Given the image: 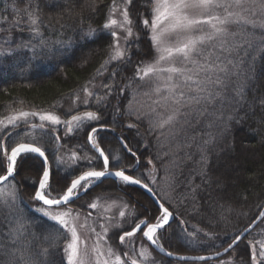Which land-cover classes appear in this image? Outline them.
Wrapping results in <instances>:
<instances>
[{
	"label": "snow or ice",
	"instance_id": "1",
	"mask_svg": "<svg viewBox=\"0 0 264 264\" xmlns=\"http://www.w3.org/2000/svg\"><path fill=\"white\" fill-rule=\"evenodd\" d=\"M95 2L93 0V5ZM141 6L144 7V12L139 11ZM14 10L17 15L13 17L10 27L22 29L27 25L31 33L39 36L38 6L33 7L31 3H27L24 9ZM95 11L94 6L93 12ZM21 12L26 15V19L21 17ZM7 23V16L0 19V24ZM232 26L239 27L241 31H231ZM5 30L0 27V31ZM97 33L101 35L97 36ZM104 33L110 41L105 59L96 74L81 89L83 104L92 107L94 99L96 110L70 115L67 120H62L52 111H19L6 118L7 124L14 130L9 132L7 127L0 130V136L5 137L0 139V264H54L48 257L51 255L53 242H58L61 238L66 239L63 252L67 264H141L150 255L148 247L141 243L137 256L134 238L141 231L143 238L164 252L163 245L159 243V233L169 225L173 216L169 207L165 206L166 200L155 201L158 215L154 217V222H149V218L136 222L135 212L127 211V202L119 211V217L123 218L119 222L113 223L114 217H98V220L104 219L105 222L99 223L100 232L95 227L90 228L95 238L90 252L87 241L78 232L77 223L81 211L71 205L82 194L87 195L94 187H99L108 177L124 185L140 186L154 194L150 185L157 184L160 179L159 171L163 170L167 186L177 190L182 186L175 171L179 167L178 157L181 153L190 159L186 149L195 145L201 155L200 162L206 165L207 153L216 143V136L211 133L207 139L201 137L198 141L195 135L190 138L189 132L195 133L207 121V128L215 127L223 133L229 130L232 122H241L242 118L238 119L234 111L236 108L243 110L245 106L255 105L257 102L264 107V98L253 97L251 102L247 98V92L257 78V60L264 62V0H112L103 25L99 28L89 25L86 31L82 30L80 40L103 38ZM143 34L148 36L150 42L148 51L141 48ZM72 45L71 40H56L53 45L44 40L40 42L41 52L51 55L71 48ZM18 47L27 48L29 45L21 44ZM32 47L35 48V45ZM6 51L13 50L0 49V56L5 55ZM149 55L151 60L145 62L143 57ZM129 69L131 74L125 75ZM241 69L246 71L242 72ZM97 78L101 80L99 85L92 83ZM142 89L146 90L141 93ZM130 92L133 96L143 94L149 98L154 94L158 99L152 100V104L158 106L163 102V109L158 111L156 107H152L150 114L138 113L133 122L132 101H129L128 108L122 107L123 99ZM113 99L115 104H112ZM74 102L79 103L80 97L76 96ZM226 105L233 110L227 117L224 114ZM109 108L113 124L118 123V117L127 116L129 122L124 126L137 129L138 134V125L146 118L149 120L146 131L156 135V142L160 147L155 155L150 154L147 158L145 164L151 167H146V171L138 170L141 162L138 149L130 147L126 137L121 136L120 143L133 158L131 163L123 162L121 156L106 154L105 149L100 146L97 134L101 130H107L104 117ZM29 116L39 118L41 123H33L29 128L39 130L40 134L33 135L31 142H23L24 137L15 129L21 121L26 123ZM91 122H95L98 127L92 126ZM3 123L0 119V124ZM60 125L64 126L65 137L82 128H90V131H86V143L98 153L82 157L73 150L67 159L55 156L57 173L64 167L67 168L62 175L52 170L47 147L49 141L45 139H63L57 134V126ZM158 132H167L166 146L161 144ZM14 137L19 139L14 140ZM144 147L147 149L150 143H145ZM33 156L41 160V170L33 181L34 192L30 198L40 204L35 211L53 222L48 227L54 229H45L47 234L43 235H37L33 229L41 226L35 224L19 208L23 197L16 177ZM101 159L102 165L99 164ZM82 160L87 162L86 170H79ZM165 161L168 163L165 164ZM157 164L161 167L158 168ZM202 175H207L206 170ZM202 183L206 182L202 180ZM198 187H193L192 192ZM102 199L108 200L110 197L98 194L87 204L85 223L92 218V210L98 209L97 201ZM115 203L113 201L104 210L109 211ZM220 207L223 208L224 205ZM258 211L259 214L242 231L234 230L231 233L230 242L223 248V253L217 251L213 254L214 257L226 255L245 242V237L259 223L264 222V210L258 208ZM129 215L132 216L134 226L131 230H124V222ZM84 226L80 225L81 228ZM110 230H119L113 232L118 235L119 245H133L132 254L127 251L121 254L112 248L107 240ZM199 231L187 232L186 237L193 242H201L198 239ZM203 235L210 241L216 239L212 233L204 232ZM247 243L251 249L250 264H264V239ZM41 244H47L48 247H41ZM165 254L173 256L170 251ZM213 256L177 258L182 261H208ZM220 264H234V260L230 257L228 260H221ZM241 264H249V261L244 259Z\"/></svg>",
	"mask_w": 264,
	"mask_h": 264
},
{
	"label": "trees",
	"instance_id": "2",
	"mask_svg": "<svg viewBox=\"0 0 264 264\" xmlns=\"http://www.w3.org/2000/svg\"><path fill=\"white\" fill-rule=\"evenodd\" d=\"M27 3H31L33 7L38 6L39 36L31 33L27 25L22 29L10 27L13 17L17 15L14 9L22 10ZM111 3L112 0H96L95 5L93 0H0V19L4 16L8 17L7 24H0V27L6 29L0 31V49L13 50L6 51L5 55L0 56V119L18 110L52 111L60 114L65 120L69 119L70 115L96 110L94 99L92 107L76 104L74 99L79 96L80 101L83 100L82 86L96 74V70L105 59L110 41L106 33L103 34V38L94 37L92 40L84 41L80 40V36L82 30L86 31L89 25L93 28L103 25ZM94 6L95 12H93ZM139 11L144 12V7L141 6ZM20 15L26 19L23 12ZM240 31L238 27L237 33ZM100 35L97 33V36ZM256 36H259V32ZM41 40L49 45H53L56 40H71L73 45L58 54L51 55L41 52ZM21 44H28L29 47H18ZM32 45H35V48ZM141 48L143 51H148L150 48L146 34L142 35ZM143 59L148 62L151 60V55L144 56ZM256 68L257 78L247 92L249 102L253 97L264 98V62L257 60ZM241 71L244 72L246 69ZM130 74L131 69L125 73V75ZM92 83L99 85L101 80L97 78ZM130 97L131 92L123 99L122 107H129ZM115 103L113 99L112 104ZM232 111L226 105L225 117L232 114ZM234 111L238 119L242 118L241 122H232L229 130L223 133L215 127L207 128V121L205 126L197 129L195 133H188L190 138L195 135L198 141L201 137L207 139L209 133L216 136V143L207 153L206 165L200 162L201 155L197 147L193 145L186 149L191 156L190 159L185 158L183 153L178 157L179 167L175 171L179 176L181 187L177 190L170 189L165 183L166 174L163 170L159 171L160 179L157 184L150 185L158 199L167 201L165 206L169 207L173 213V219L169 221V225L159 233L161 244L170 252L201 255L219 251L230 242L231 233L234 230L240 232L244 229L258 214V208L260 210L264 204V107L257 102L255 105L245 106L243 110L236 108ZM135 116L136 113L133 111V122ZM104 118L107 130H101L97 134V139L106 154L121 156L123 162H132L133 158L127 154L120 143V138L123 136L127 138L130 147L134 150L138 149L141 161L138 170L146 171V167H151L146 166L145 162L150 154L157 153L160 145L156 142V135L146 131L149 120L144 119L143 123L138 125V134L137 129H128L124 126L129 122L127 116L118 117V123L113 124L111 108L106 109ZM91 123L92 126L98 127L95 122ZM29 125L31 124L20 123L15 129L24 137L23 142H31L33 135L40 134L39 130H31ZM57 128L59 129L57 134L63 139L56 141L54 138H45L49 141L48 155L54 173H57L58 167L55 164V156H60L61 152L71 153L76 150L82 157L98 155L91 149V145L86 143V131H90V128L87 130L82 128L67 137H65L63 125ZM13 130V127L8 128L9 132ZM157 135L161 138V144L166 146L167 132H158ZM4 138L0 136V139ZM13 139L18 140L19 137ZM145 143H150V147L146 149ZM167 163L168 161H165V164ZM99 164L102 165V159ZM157 167L161 166L157 164ZM86 168L87 162L82 160L79 170H86ZM40 170L41 160L33 156L16 177L23 197L19 208L35 224L41 226L33 229L37 235L47 234L44 232L45 229L54 231L48 227L53 222L35 211L40 204L33 202L30 198L34 192L33 181ZM205 170L207 175H202ZM63 171H67V168L64 167L57 174L62 175ZM202 180L206 183H202ZM196 186L199 187L192 192L191 189ZM98 194L125 199L130 205L131 213L136 214V222L144 218L154 222V217L158 215L157 205L140 187L124 185L111 177L104 179L99 187H94L87 195L82 194L71 206L87 213V204L91 203L93 197ZM81 205H83L82 208ZM220 205L224 207L221 208ZM133 226L134 223L124 230H130ZM197 230H200L198 239L201 242H193L186 237L187 232L196 233ZM204 232L214 234L216 239L207 240L203 235ZM263 235L264 222L259 223L245 237V242L232 252L208 261H182L170 258L150 246L143 238L142 231L137 234V237L141 236L142 240L151 247L152 264H212L228 256L234 260V264H241L244 259H247L250 264L251 249L247 242L258 240ZM65 242V238L53 242V249L48 259L54 264H67L63 252ZM41 247H48V245L41 244Z\"/></svg>",
	"mask_w": 264,
	"mask_h": 264
},
{
	"label": "rangeland",
	"instance_id": "3",
	"mask_svg": "<svg viewBox=\"0 0 264 264\" xmlns=\"http://www.w3.org/2000/svg\"><path fill=\"white\" fill-rule=\"evenodd\" d=\"M237 28H238L237 26H232L231 31L237 32ZM145 90L146 89H142L141 93H143V91H145ZM154 99H158V97H156L154 94L152 95L151 98H149V97L144 96L143 94H138V95L133 96V94L131 93V97H130L129 101H132L131 107H132L133 111L136 114H138V113L139 114H150L149 113L150 108L156 107L157 110L160 111V110L163 109V106H164L163 102L161 103V105L154 106L152 104V100H154ZM76 104H83V100H81L79 103H76ZM19 111H29L30 112V111H35V110H18V111L12 112L9 115H6V116L2 117L1 119L4 121V123L0 124V130H3L5 127H7V128L12 127L11 125L7 124V119L6 118L9 117V116H12V115H16ZM39 112H45V111H39ZM54 113L56 115L60 116V118L62 120H65L60 114H58L56 112H54ZM80 113H82V112H80ZM26 121H27L26 123H29V124H33V123L39 124V123H41L39 121L38 117H31V116L27 117ZM20 123H25V122L21 121ZM28 137H29V135H28ZM70 154L71 153H69V152H61L60 156L64 157L65 159H67V157ZM108 197H110V199H108V200L102 199V200L97 201L98 209L93 210L92 218L90 220H88L87 223H85V214H86V212L81 211V216H80V219H79V221L77 223V227H78V232L81 235V238L85 239L87 241L89 252H90L91 246L93 245L94 239H95L94 236H92V234L90 232V228L91 227H95L96 231L100 232L101 230L99 228V223L105 222L104 219L98 220L97 219L98 217H104V218L114 217L115 219L112 221L113 223L119 222L121 219H123V218L119 217V211L123 207V204L125 202H127V201L125 199H123L122 197H111V196H108ZM117 198H119V199L117 200ZM113 201L116 202L115 205L112 206L109 211H105L104 209L108 208L109 205H111ZM127 211L129 213H131L130 205H129V208L127 209ZM132 223H133L132 216L129 215L127 217V219L125 220V222H124V229L127 228L128 226H131ZM80 225H85V226L81 228ZM114 231L118 232L119 230H110V232L108 234V237H107L108 243L111 244V246H112V248L114 250H116L117 252H119L121 254L123 252H125V251L129 252V254H132L133 245L132 244L119 245L118 235H114L113 234ZM67 239H70V237H67ZM261 239H264V235L262 237H260V239H258V240H261ZM141 243H143L146 247H148V250H149V253H150L148 259L147 260H142L141 264H152L151 258H152L153 252L151 250V247L142 240L141 236H139V237L136 236L134 238L135 248L137 249V256H138V249H139ZM159 243L161 244L160 240H159ZM81 247L83 248V245ZM106 249H107V245H105V251H106ZM229 258H230V256L221 258L218 261L213 262L212 264H220L221 260H228ZM199 264H203V263H199Z\"/></svg>",
	"mask_w": 264,
	"mask_h": 264
},
{
	"label": "water",
	"instance_id": "4",
	"mask_svg": "<svg viewBox=\"0 0 264 264\" xmlns=\"http://www.w3.org/2000/svg\"><path fill=\"white\" fill-rule=\"evenodd\" d=\"M99 170V169H98ZM114 170V169H113ZM130 174V173H129ZM137 186V185H136ZM138 187H140V186H138ZM146 194H148L149 195V197L155 202L157 199H158V197H157V195L155 194V192H154V194L153 193H149V192H147V190H145V189H143L142 187H140ZM156 204V203H155ZM260 210H264V204H263V206L261 207V209ZM258 214H259V212H258ZM257 214V215H258ZM173 219V216L170 218V221ZM131 230V229H130ZM243 230V229H242ZM241 230V231H242ZM146 239V238H145ZM148 242V241H147ZM149 244H150V242H148ZM150 246H152L151 244H150ZM157 252H159V253H161V254H164V255H166L165 253L166 252H169L168 250H166L164 247V252H161L158 248H155V246H152ZM225 247H227V245L225 246ZM224 248V247H223ZM223 248L222 249H220L219 250V252H221V253H223ZM173 253V252H172ZM215 253V252H214ZM214 253H211V254H201V255H204V256H213V254ZM200 254H187V253H173V256H171L170 258H173V259H177V260H179L177 257H179V256H188V257H192V256H201ZM167 256V255H166ZM222 256V255H221ZM169 257V256H168ZM212 259H216V257H214L213 256V258ZM187 261H193V260H187Z\"/></svg>",
	"mask_w": 264,
	"mask_h": 264
}]
</instances>
